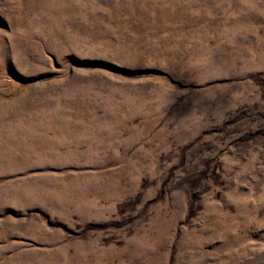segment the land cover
Here are the masks:
<instances>
[{"label": "rangeland", "instance_id": "rangeland-1", "mask_svg": "<svg viewBox=\"0 0 264 264\" xmlns=\"http://www.w3.org/2000/svg\"><path fill=\"white\" fill-rule=\"evenodd\" d=\"M0 264H264V0H0Z\"/></svg>", "mask_w": 264, "mask_h": 264}]
</instances>
